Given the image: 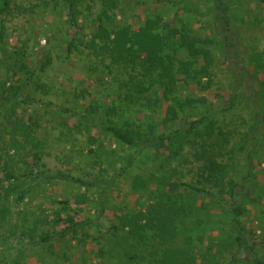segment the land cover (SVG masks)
Segmentation results:
<instances>
[{
    "label": "rangeland",
    "instance_id": "rangeland-1",
    "mask_svg": "<svg viewBox=\"0 0 264 264\" xmlns=\"http://www.w3.org/2000/svg\"><path fill=\"white\" fill-rule=\"evenodd\" d=\"M222 1L229 6L230 33H239L240 27L244 26L238 47L241 60L235 62L227 58L219 67L211 62L206 68V75L213 77L210 88L209 81L205 89L195 83L176 82L163 89L169 92V98H165L160 90L154 93L151 88L143 92L146 98L139 103L128 102L120 96V83L138 67L127 66L122 60L113 61L110 50H100L89 43L95 36L92 18L98 11L99 1H91V7L84 3L82 16L77 17L75 26L66 21L61 0L10 1L4 13H0L1 45L10 51L25 44L27 62L31 66H38L41 57L47 53L51 63L43 72H34L31 83L20 95L10 97V93L5 92L6 98L0 97V158L6 160L3 162L5 170L17 182L7 183V176L0 169L3 180L0 182V264H254L251 253L243 251L241 257L238 253L231 262L230 246L210 248L209 237H204L205 234L209 236V220H204L205 226L192 230L193 217H205V213L192 209L189 212V208L183 212L179 205H165L162 198L152 203L149 198V194L168 193L169 186L162 180L160 189L154 188V183L172 168L176 172L170 181L199 183L197 166L203 160L192 155L195 148L187 138L181 143L183 149H179L180 143L170 148L179 153L170 158V149L164 143V146L153 144L154 147H141L142 143L130 146L100 128L104 124H114L127 130L135 127L143 116H149L156 122V128L143 133L157 136L162 131L187 128L191 120L202 116L206 110L209 112V107H215L219 108L216 113L220 118L225 116L228 121L232 120L227 128H231L227 148L234 146L239 132L248 126L241 120L245 118L248 122L253 107L252 98L244 93L246 86L240 83L234 86L237 80L233 82L232 76L234 72L248 75L247 71L252 68L248 62L249 54L258 53L264 60V0ZM174 2L177 5L173 9L167 7L163 17L168 19L167 11L171 13V19L178 15L176 23L179 25V16H182L179 4L198 7L217 4L215 0ZM121 4L127 9L135 2L124 0ZM143 8L137 5L135 15L127 21L143 19ZM222 25L221 22L219 26ZM199 34L202 37L208 33L201 29ZM70 41L74 45L71 51L68 49ZM208 46L212 53V40ZM179 54L177 59L182 58ZM7 66V62L0 63V90L16 83L15 77H8ZM107 66L113 68V74L108 73ZM218 80L225 84L224 89L229 86L230 90L235 88L238 92L236 106L229 113L220 111L228 99L210 91ZM149 81L147 78L144 84ZM200 96L205 97L203 104L193 99ZM25 97L33 98L30 105L23 103ZM14 99L20 104L14 105L15 110L11 111L9 108ZM109 103L117 108L112 109ZM169 104L178 111V119L167 120L171 115L167 108ZM62 107L73 110L74 114L63 111ZM105 111L110 113L108 118L103 114ZM197 149L201 150L198 146ZM203 149L208 151L209 146ZM34 154L40 157L37 166L31 161ZM257 157L253 172L255 180L260 179V185L258 190L255 188V197L248 195L250 189L245 181L239 193L250 196L242 202L243 219L249 241L259 255H264V156ZM244 158L242 152L237 154L235 161L226 160L227 176L223 187L239 182ZM23 173L28 175L23 177ZM74 177L91 183L78 184L73 181ZM182 188L176 190L178 199ZM214 189L218 190V187ZM22 191H25V197L17 203ZM190 197L197 204L208 200L199 194ZM64 205L68 209L64 210ZM175 206L174 210L170 209ZM57 214L63 219L69 216L71 223L82 219L87 223L70 232L63 219L54 221ZM158 214L160 223L153 219ZM67 231L63 237H57V233ZM210 233L216 234L215 231ZM41 235L56 239L37 243Z\"/></svg>",
    "mask_w": 264,
    "mask_h": 264
},
{
    "label": "trees",
    "instance_id": "trees-1",
    "mask_svg": "<svg viewBox=\"0 0 264 264\" xmlns=\"http://www.w3.org/2000/svg\"><path fill=\"white\" fill-rule=\"evenodd\" d=\"M10 1L1 0V14L4 13ZM91 1H99L100 4H98L97 13L92 18L95 36L92 37V40H89V43H92L94 48L104 51L110 50L113 61L122 60L127 66L132 65L138 67L137 69H133V71L131 70L128 73V79L120 83L122 90L120 96L123 99H128V102L139 103L146 98L143 96V92H148L151 88L154 89V93H157L159 90L164 92L167 88L174 86L176 82L184 85L187 83H195L200 89H205L208 87L207 81H209L210 88L213 85V77L206 75V68L210 66L211 62L219 67L221 66L220 63L223 62L224 64L228 60L227 58L233 59L235 62L241 60L239 58L241 52L238 51V47L241 40L240 34L243 33L241 30L244 29V26L240 27L239 33H230V30H232V22L230 13L228 12L229 6L224 4L222 0H215L217 4H205L203 6L201 5V7L190 6L189 4L182 6L184 4H179L181 5L180 10L182 11V16H179L181 18L180 25L178 22L176 23L178 15L176 18L171 19L169 17L171 13L167 11L168 19L166 20L163 17L167 7L173 9L177 5L174 4L176 2L174 0H133L135 4H130L127 9L121 4L124 0H61L66 10V21L68 24L75 26L77 17L82 16L84 3H86L87 7H91ZM156 1H159V4ZM137 5L144 7V18L131 23L127 19L135 15L134 11ZM221 22L223 25L219 26ZM250 22L251 20L247 23L249 24ZM201 29H206L208 34L201 37L199 34ZM209 40H212L214 43L212 53L208 46ZM72 46H74L73 41H70L68 44L70 51ZM25 50V44H21L15 50L9 51L8 48L0 43V63H8V77L10 79L15 77L16 82L7 89L0 90V97H5V92H9L10 97L20 95L22 89L31 83L34 72H43L50 65L51 56L47 53L41 57L38 66H31L27 62ZM178 53H180L179 57L182 55V58L177 59L176 55ZM248 62L252 65L251 70L249 72L247 71L248 75L244 72H234V76L232 77L234 78L233 82L237 80V85L234 86H239V83L246 86L244 93L252 98L253 109L251 112L253 114L250 116L251 112L249 111L248 114L250 117L248 116V122L245 118H242V124H248V126L239 132L238 143L235 142L234 146L230 149L227 148V145L230 141L231 128L228 130L227 128L230 127L232 120L228 121L225 116L220 118V114L216 113L219 108L215 107H209V112L206 113V110L205 114L191 120L187 128H177L170 132L162 131L157 136H153V134H148L149 136H147L143 133H146V130L150 132L156 128V122L149 119V116H143L135 127L131 126L127 130L114 124H104L100 128L109 133L115 140L130 146L140 143H142L141 147H154L153 144L155 146H164L166 144L170 149L173 145L180 143L179 149L181 150L184 148L181 143L184 138H187L195 148L192 155L198 156V159L203 160V163L197 166V179L199 183L192 184L190 182L180 183L179 181H170V178L176 172L172 168L167 174L162 175L161 179L157 178L156 183H154V188L160 189L159 186H161L160 183L162 180V182L169 186L168 193L157 194V196L149 194L152 203H157L162 198L165 205H179L183 212L189 208V212L196 210L205 213V217L194 216L191 223L192 230L196 231L205 226L204 220H209V231L216 232V234L209 232V236L208 234L204 235L206 238L209 237L210 248L230 246L231 250L229 252L232 254L230 255L231 262L234 257L238 256V253L241 257L244 251L251 253L254 264H264V255H259L254 245L248 239V229L243 219L245 208L242 202L247 197L254 196L255 188L258 190L260 185L258 183L260 179L256 181V174L253 172V169H255L254 159L257 156L258 159L264 156V60L260 54L254 53L249 54ZM107 70L110 74L114 73L113 68L109 66H107ZM147 78L150 81L145 85L144 83L147 81ZM221 83L218 80L214 89L210 91L223 94L230 101L225 100V106L220 108L221 112L229 113L232 107L236 106L235 101L238 97V92L235 88L230 90L229 86L227 89H224L226 88L225 84ZM248 88H251V90L248 91ZM163 95L165 98H169V92L165 91ZM28 97L22 98V101L30 105L33 98L28 99ZM155 97L159 99V96ZM204 98L200 96L193 99L195 102L203 104ZM147 100L149 102L148 98ZM18 103L19 101L14 99L9 109L14 111V105H18ZM183 103L185 104V102ZM109 106L112 109L117 108L112 103H109ZM180 106H182V103ZM167 108L171 114L167 120L172 118L178 119L179 115L176 108L172 107L171 104ZM61 109L74 114L71 109L65 107ZM103 114L106 115V118L110 115L108 111H105ZM30 118L31 116L29 115L28 120ZM161 120L163 121V119ZM189 136H192V138L189 139ZM197 146L201 150H198ZM205 146H209L208 151L203 149ZM242 152L245 155V163L241 164L243 166V172L239 182L231 183L226 188L223 187L227 176L226 166H228V161H235L237 154ZM168 153L169 157L172 158L178 152L170 149ZM39 159L40 157L34 154L31 161L37 166ZM226 160L228 161L226 162ZM5 161H2V158H0V169L7 176L5 181L10 183L11 180H15V177L6 172V167L3 164ZM24 163H26V159H24ZM232 168H235L233 164ZM26 175L28 174H22L23 177ZM72 179L81 185L91 183L90 181L88 183L80 177H74ZM1 181L3 180L0 177ZM244 181L249 185L248 189H250V194L248 195L250 196L245 195V192L239 193V189L245 185L243 184ZM3 187L6 186L3 185ZM179 187H183L180 199L177 198L178 194L176 193ZM216 187H218V190L214 189ZM6 188L9 189L8 187ZM192 194H199L202 197H207L208 200L197 204L190 197ZM258 196L256 195V197ZM18 197L19 200L17 203L24 199L25 191L20 192ZM257 199H254V201H257ZM175 208L176 206L173 208L170 207L171 210ZM63 209H68V206L64 205ZM176 210L181 212L179 209ZM62 219L61 214H57L54 217L55 222H59ZM153 219H157V223H160L159 214L153 217ZM165 219L171 222L168 218ZM63 222L67 223V229L71 230L70 232L75 231L78 226L87 223L83 219L72 221L71 223L69 216L63 219ZM153 229L156 234H159L157 228ZM181 230H178V232ZM67 233L68 231L64 233L59 232L57 233V237H63ZM55 239V236L41 235L37 239V243H46L48 241H54ZM107 245L110 246L109 243ZM114 245L115 242L113 243ZM234 250H236L235 253H233ZM227 264L231 263L227 262Z\"/></svg>",
    "mask_w": 264,
    "mask_h": 264
}]
</instances>
